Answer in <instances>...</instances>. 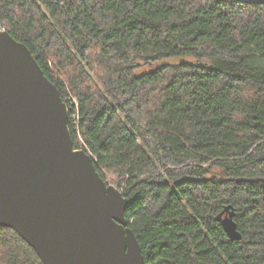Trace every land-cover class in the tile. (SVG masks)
Wrapping results in <instances>:
<instances>
[{
    "label": "trees",
    "instance_id": "trees-1",
    "mask_svg": "<svg viewBox=\"0 0 264 264\" xmlns=\"http://www.w3.org/2000/svg\"><path fill=\"white\" fill-rule=\"evenodd\" d=\"M0 28L76 98L74 147L128 199L145 264H264V0H0ZM0 264L44 263L0 227Z\"/></svg>",
    "mask_w": 264,
    "mask_h": 264
},
{
    "label": "water",
    "instance_id": "water-1",
    "mask_svg": "<svg viewBox=\"0 0 264 264\" xmlns=\"http://www.w3.org/2000/svg\"><path fill=\"white\" fill-rule=\"evenodd\" d=\"M69 115L28 47L0 31V227L44 264H145L128 199L75 149ZM234 216L228 206L218 220L239 241Z\"/></svg>",
    "mask_w": 264,
    "mask_h": 264
},
{
    "label": "rangeland",
    "instance_id": "rangeland-1",
    "mask_svg": "<svg viewBox=\"0 0 264 264\" xmlns=\"http://www.w3.org/2000/svg\"><path fill=\"white\" fill-rule=\"evenodd\" d=\"M195 58L194 57H190V56H185V57H175V58H170V59H166L160 62H156L154 65L152 66H148V67H143L142 69H140L137 72V76H141L144 74H147L149 72L154 71V69H158L164 66H179L185 63H192ZM196 62V61H195ZM193 62V63H195ZM203 64L207 63L206 61L202 62ZM76 98L74 97V95L70 94L67 97V102L69 103L70 106H72L73 104L76 103Z\"/></svg>",
    "mask_w": 264,
    "mask_h": 264
},
{
    "label": "built area",
    "instance_id": "built-area-1",
    "mask_svg": "<svg viewBox=\"0 0 264 264\" xmlns=\"http://www.w3.org/2000/svg\"><path fill=\"white\" fill-rule=\"evenodd\" d=\"M0 31H4L2 28H0ZM76 101V100H75ZM67 105H68V107H69V110H71L72 111V109L75 107V106H77L78 105V103H77V101H76V103L75 104H73L72 106H70L69 105V103H67Z\"/></svg>",
    "mask_w": 264,
    "mask_h": 264
},
{
    "label": "bare ground",
    "instance_id": "bare-ground-1",
    "mask_svg": "<svg viewBox=\"0 0 264 264\" xmlns=\"http://www.w3.org/2000/svg\"><path fill=\"white\" fill-rule=\"evenodd\" d=\"M69 117H70V115H69ZM98 172V171H97Z\"/></svg>",
    "mask_w": 264,
    "mask_h": 264
}]
</instances>
